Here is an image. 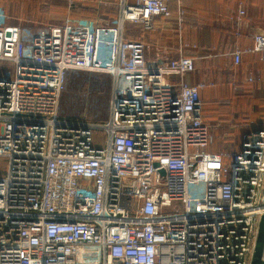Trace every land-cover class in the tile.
<instances>
[{"label": "built area", "instance_id": "1", "mask_svg": "<svg viewBox=\"0 0 264 264\" xmlns=\"http://www.w3.org/2000/svg\"><path fill=\"white\" fill-rule=\"evenodd\" d=\"M170 1L118 0L115 29L11 24L0 6V264L251 263L264 130L238 152H209L200 87L186 79L195 60L168 49L150 58L124 35L127 24L152 30L159 18L183 27ZM105 30L108 64L97 54ZM245 51L264 55V33L234 49L236 65ZM77 71L112 77L106 120L61 114Z\"/></svg>", "mask_w": 264, "mask_h": 264}, {"label": "crops", "instance_id": "2", "mask_svg": "<svg viewBox=\"0 0 264 264\" xmlns=\"http://www.w3.org/2000/svg\"><path fill=\"white\" fill-rule=\"evenodd\" d=\"M117 2L8 0L10 5H5L0 0L3 7H9V12L16 17L26 16L29 22L60 25L84 21L99 24L102 28L117 25ZM179 7L185 14L183 27L176 26L175 20L163 22L159 18L152 30L135 26L138 30L131 38L149 47L147 56L150 58L157 51L168 49V55L173 58L178 57L181 50L195 60L196 71L186 79L200 87L204 121L212 135L207 150L238 152L246 136L264 130V55L245 51L241 63L236 65L233 51L236 47L248 50L254 45L255 36L264 33V0L170 1L174 14ZM241 9L245 11L243 15H240ZM129 27L132 26L125 28L126 40L129 38ZM110 60L109 55L108 63Z\"/></svg>", "mask_w": 264, "mask_h": 264}, {"label": "rangeland", "instance_id": "3", "mask_svg": "<svg viewBox=\"0 0 264 264\" xmlns=\"http://www.w3.org/2000/svg\"><path fill=\"white\" fill-rule=\"evenodd\" d=\"M27 4L29 5L30 2L28 1ZM16 23L33 28L38 27L32 23ZM112 27L115 29L116 25ZM112 46L110 33L105 30L99 46L100 63L108 64ZM112 89V77L108 74L86 71L72 73L61 97V114L70 117H84L88 121L106 120L110 112ZM101 137V132L96 131L95 140H101ZM5 164L6 160L1 161L3 169Z\"/></svg>", "mask_w": 264, "mask_h": 264}, {"label": "trees", "instance_id": "4", "mask_svg": "<svg viewBox=\"0 0 264 264\" xmlns=\"http://www.w3.org/2000/svg\"><path fill=\"white\" fill-rule=\"evenodd\" d=\"M3 3L5 4V5H10L9 3H8V0H3ZM42 3V2H41ZM0 6L4 9V11L6 12V14H7V16H8V20H9V23H11V24H20V23H16V22H24V23H32V24H34V25H38V26H41V25H44V24H42V23H40V22H29L28 20H27V18H26V16H22V17H16V14H13V13H11V12H9L10 10L8 9L9 7H7V6H2L1 5V3H0ZM12 9H14V8H12ZM128 26H132V28H128L129 29V38H128V40L129 41H134V40H138V39H136V38H131L133 35H134V33L138 30L135 26H137V25H139V24H127ZM127 25H126V27L125 28H127ZM139 26H142V25H139ZM127 29V30H128ZM140 41V40H139ZM201 101H202V98H201ZM205 109H204V103H203V101H202V113H203V117H204V115H205Z\"/></svg>", "mask_w": 264, "mask_h": 264}, {"label": "water", "instance_id": "5", "mask_svg": "<svg viewBox=\"0 0 264 264\" xmlns=\"http://www.w3.org/2000/svg\"><path fill=\"white\" fill-rule=\"evenodd\" d=\"M250 264H264V214L260 219L258 235Z\"/></svg>", "mask_w": 264, "mask_h": 264}]
</instances>
